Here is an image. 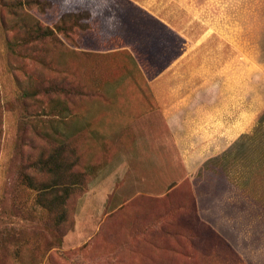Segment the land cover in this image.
<instances>
[{"label":"rangeland","instance_id":"1","mask_svg":"<svg viewBox=\"0 0 264 264\" xmlns=\"http://www.w3.org/2000/svg\"><path fill=\"white\" fill-rule=\"evenodd\" d=\"M141 1L177 30L230 31L237 68L251 64V130L199 150L189 174L178 150L148 141L159 118L100 116L85 100L138 63L162 70L154 46L169 38L155 14L130 0H0V264H264V0ZM67 13L80 24L66 21L67 34L26 29ZM170 42L174 59L181 39ZM55 150L68 197L46 210L51 174L35 162Z\"/></svg>","mask_w":264,"mask_h":264},{"label":"crops","instance_id":"2","mask_svg":"<svg viewBox=\"0 0 264 264\" xmlns=\"http://www.w3.org/2000/svg\"><path fill=\"white\" fill-rule=\"evenodd\" d=\"M130 1L166 22L143 1ZM169 25L174 32L166 35L177 34L183 39L180 54L172 59L171 50L169 54L165 50L163 68L156 75H146L147 69L140 67L143 76L124 81L131 86L130 92L106 94L94 109H106V115L114 118L133 117L134 121L159 118L162 130L149 131L148 136L153 134L156 139L148 141H155L156 147L178 150L190 174L201 163L199 150L229 149L251 130V108L246 112L244 106L246 76L251 100V64L247 72L245 63L237 68V50L230 31L205 28L198 35ZM221 53L227 55L222 59L215 55ZM235 79L240 86L238 94Z\"/></svg>","mask_w":264,"mask_h":264},{"label":"trees","instance_id":"3","mask_svg":"<svg viewBox=\"0 0 264 264\" xmlns=\"http://www.w3.org/2000/svg\"><path fill=\"white\" fill-rule=\"evenodd\" d=\"M130 5H133L134 8H138L140 11H143L144 13L147 14L148 17L152 18L153 16L147 12L145 9L141 8L140 6L136 5L135 3H133L132 1H130ZM21 1H16L15 3H12L11 6V12L13 13V15H15V18L17 20V24L16 26H23L24 24L21 23V19H20V14L15 10L16 7L21 6ZM153 19L156 20V24L158 26H160L159 28L162 29V31L168 33H173L174 31L165 23H163L162 21L158 20L157 18L153 17ZM70 20H74L76 26H79L80 24H78V17L76 14H63V16H61V18L59 19V22L55 25H53L52 27L50 26H42L41 24H39L37 21L33 22L32 26H27V31L29 33H35L34 35V39H41L44 36H53V34L58 31V32H64L65 34L68 33V31L70 30L69 26H66V21H70ZM175 37L180 38L181 39V44L183 42V39L181 37H179L177 34H173L171 37L170 35H168L169 38V42H167L168 44H160L157 43L155 44L154 48L156 47V45L158 46L159 49H163L162 56L158 57L157 62L160 63L161 60H163V56H164V52L165 50H171L174 49L175 47L171 44L170 39H174ZM186 41V40H185ZM179 46V45H176ZM181 48V45H180ZM130 53H133V51H130ZM161 57V58H160ZM172 58V56H171ZM161 59V60H160ZM164 63V62H163ZM141 63H138V68L139 69H132L129 71L130 76L127 77H114L109 79L108 82V86H110V89H108L107 91H105L102 87L99 88L98 92H94L91 94H88L87 90L84 91V95H85V100H87L88 98L90 99V104H92V107H99V103H100V98L106 95V94H114V93H128L131 91L129 85L124 84L125 80H129L132 79L134 77L136 78H140L141 76H143L144 74L141 72ZM143 68V67H142ZM126 71H124V76H126ZM143 74V75H141ZM132 77V78H131ZM104 103V102H103ZM95 113L99 114L100 116H106V117H110L106 115V109L103 111H100L98 109H93ZM99 112V113H98ZM111 118V117H110ZM115 119V118H114ZM63 163V160L60 158V151L55 150L52 153H50V155L47 157L46 160H41L39 159L37 162H35V166L36 167H40V164L42 165H46V169L47 171L51 174V178L49 182H43L42 184H40L41 189L39 190V194H38V201L39 204L46 210H50L52 208L53 205L57 204L56 206H62L65 202L66 199L68 197V191L66 192V189H68V187H63L61 189V193H58L57 187H61L62 183L59 182V174H58V170L60 169V165ZM67 185V184H64ZM59 223V221H58Z\"/></svg>","mask_w":264,"mask_h":264}]
</instances>
